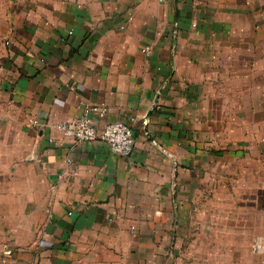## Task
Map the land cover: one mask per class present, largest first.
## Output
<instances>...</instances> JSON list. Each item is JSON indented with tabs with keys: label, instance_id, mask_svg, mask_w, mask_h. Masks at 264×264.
<instances>
[{
	"label": "crops",
	"instance_id": "crops-1",
	"mask_svg": "<svg viewBox=\"0 0 264 264\" xmlns=\"http://www.w3.org/2000/svg\"><path fill=\"white\" fill-rule=\"evenodd\" d=\"M0 264H264V0H0Z\"/></svg>",
	"mask_w": 264,
	"mask_h": 264
},
{
	"label": "built area",
	"instance_id": "built-area-1",
	"mask_svg": "<svg viewBox=\"0 0 264 264\" xmlns=\"http://www.w3.org/2000/svg\"><path fill=\"white\" fill-rule=\"evenodd\" d=\"M146 53L151 54V49L147 48ZM106 113L105 107H88L79 118L58 123L54 127L64 138L80 143L101 141L108 146L113 154L124 158L130 157L135 144L132 128L123 121H117L109 123L99 130L92 116L104 118ZM33 125L38 126V121H34Z\"/></svg>",
	"mask_w": 264,
	"mask_h": 264
},
{
	"label": "water",
	"instance_id": "water-1",
	"mask_svg": "<svg viewBox=\"0 0 264 264\" xmlns=\"http://www.w3.org/2000/svg\"><path fill=\"white\" fill-rule=\"evenodd\" d=\"M178 4V0H175V5H177Z\"/></svg>",
	"mask_w": 264,
	"mask_h": 264
}]
</instances>
